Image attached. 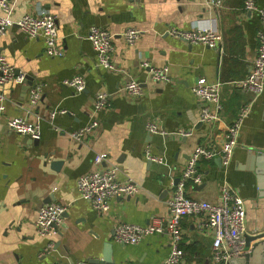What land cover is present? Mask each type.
<instances>
[{
    "label": "crops",
    "instance_id": "crops-1",
    "mask_svg": "<svg viewBox=\"0 0 264 264\" xmlns=\"http://www.w3.org/2000/svg\"><path fill=\"white\" fill-rule=\"evenodd\" d=\"M256 2L264 6V0ZM243 5L244 0H222L220 6L210 0H13V18L42 10L56 15L64 52L47 54L43 37H32L17 25L0 34V55L27 76L24 82L0 85L5 105L0 114V264H87L102 258L108 245L115 264H163L170 252L167 233L146 236L137 244L122 243L115 239L116 224H146L153 216L166 215L191 152L199 143L221 145L226 127L251 100L252 111L240 130L231 164L224 168L218 156L201 159L197 168L202 181H188L186 194L216 203L222 182L228 181L244 198L246 234L264 231V160L258 159L264 152V92L254 98L236 84L250 71L262 22ZM93 25L114 33L112 59L118 69L97 64L87 38ZM194 26L219 29L222 52L167 32ZM130 27L141 31L134 44L122 35ZM144 60L153 67L168 66L171 80H151L141 65ZM76 75L86 79L81 93L61 83ZM201 77L222 84L220 119L211 124L199 120L202 104L192 91ZM129 78L142 82L139 98L120 88ZM36 83L44 85V92L32 106L29 93ZM100 91L112 94V107L95 112ZM57 107L67 112L58 113L53 124L49 114ZM19 115L41 124L37 144L7 126L8 118ZM93 118L100 125L82 142L69 136L68 131ZM150 120L168 133L149 132ZM179 128H193V133L175 135ZM100 152L108 153V163L118 166L119 180L139 188L134 195L112 199L109 212L95 210L77 187L79 176L94 167ZM54 201L66 204L67 210L55 234L41 235L36 228L38 208ZM204 221L200 215L182 218L184 264H213V234ZM253 242L247 245L250 252ZM50 243L53 247L47 252Z\"/></svg>",
    "mask_w": 264,
    "mask_h": 264
},
{
    "label": "built area",
    "instance_id": "built-area-1",
    "mask_svg": "<svg viewBox=\"0 0 264 264\" xmlns=\"http://www.w3.org/2000/svg\"><path fill=\"white\" fill-rule=\"evenodd\" d=\"M12 2L13 0H0V34H4L10 26L17 25L32 37H43L47 54L63 55L64 49L59 42V25L56 15L51 11L42 10L39 14L26 13L19 18H13L11 13ZM210 2L216 6L222 4V0H210ZM243 9L245 12L256 13L262 22V27L257 33V53L250 71L244 79L236 82V84L242 91L250 92L254 98H257L264 92V6L258 5L256 0H244ZM167 32L189 43H200L220 52L223 50L222 33L214 27L194 26L189 29L171 27L168 28ZM140 34L141 31L133 27L122 32L123 37L130 44H134ZM87 38L95 50L97 64L106 69H118L112 59L115 49L114 33L107 27L93 25L89 29ZM141 65L149 70L151 80L156 82L171 80L168 66L153 67L146 60L142 61ZM26 79L25 72L11 64L6 56L0 55V85L13 80L24 82ZM61 83L72 87L76 93H81L86 88V79L83 75L65 78ZM120 88L129 97L139 98L143 94V84L135 78H129ZM192 91L202 104L199 120L206 124L218 121L222 108L221 82H210L201 77L192 86ZM43 92L44 85L42 83L31 86L29 101L32 106H36L40 102ZM3 100L4 96L0 93V114L5 110ZM252 105L251 100L240 106L236 118L226 127L224 141L221 145L214 141L199 143L191 152L168 199L166 215L153 216L146 224L119 222L115 226V239L122 243L137 244L146 236L167 233L170 240V252L163 264H184L182 218L186 215H200L205 220L204 224L212 230L211 260L213 264H226L232 256L250 252V248L246 246L245 238L246 204L241 194L228 181H224L220 188L219 201L212 203L205 199L187 196L186 184L188 181L193 183L202 181V175L198 172L197 164L203 158L211 159L218 156L224 168H228L239 143L240 130L252 111ZM111 107L112 94L107 91H100L95 97L94 111L99 112L103 109H111ZM65 112H67L65 108H53L49 114L50 122L53 123L58 113ZM99 125V120L93 118L90 123L81 128L70 130L68 134L74 140L82 142L88 133ZM7 126L12 131L33 139H39L42 133L41 124L26 116L19 115L8 118ZM147 128L152 133L163 135L168 133L155 120H150L147 123ZM173 133L187 137L193 133V128H179ZM157 159L162 160L161 157ZM108 161V153H97L94 158V167L80 175L77 180L80 197L88 201L99 212H109L112 199L134 195L139 190L133 182L119 180L118 166L108 163ZM66 210L67 205L60 202L42 204L38 208L36 218L38 233L45 236L55 234L62 223L63 213ZM52 247V243L48 244L45 251H50ZM53 264L74 263L57 262Z\"/></svg>",
    "mask_w": 264,
    "mask_h": 264
},
{
    "label": "water",
    "instance_id": "water-1",
    "mask_svg": "<svg viewBox=\"0 0 264 264\" xmlns=\"http://www.w3.org/2000/svg\"><path fill=\"white\" fill-rule=\"evenodd\" d=\"M28 82L31 83V81ZM30 139L34 144H37L39 142V139ZM258 159L264 160V152H261V154H259ZM219 160L221 161L220 158ZM260 178L263 177L261 176ZM245 238L246 246L250 245L251 241H254L253 246L251 247L252 252H244L243 254L232 256L231 258H229L226 264H264V231L259 232L255 235L245 234ZM102 255V258L95 257L88 260L87 264H115V262L111 260L110 245H108V247H106V249L102 251Z\"/></svg>",
    "mask_w": 264,
    "mask_h": 264
},
{
    "label": "rangeland",
    "instance_id": "rangeland-1",
    "mask_svg": "<svg viewBox=\"0 0 264 264\" xmlns=\"http://www.w3.org/2000/svg\"><path fill=\"white\" fill-rule=\"evenodd\" d=\"M224 264V263H223Z\"/></svg>",
    "mask_w": 264,
    "mask_h": 264
}]
</instances>
